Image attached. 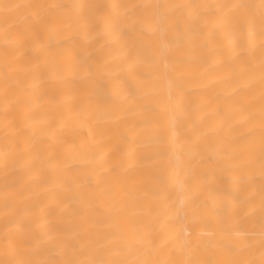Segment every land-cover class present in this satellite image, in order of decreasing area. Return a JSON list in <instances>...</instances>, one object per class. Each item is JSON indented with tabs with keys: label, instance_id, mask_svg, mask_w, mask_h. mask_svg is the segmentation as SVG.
<instances>
[{
	"label": "snow or ice",
	"instance_id": "obj_1",
	"mask_svg": "<svg viewBox=\"0 0 264 264\" xmlns=\"http://www.w3.org/2000/svg\"><path fill=\"white\" fill-rule=\"evenodd\" d=\"M22 12L28 15L20 22ZM0 13L5 25L0 34L4 45L0 122L6 130V161L18 157L20 167L28 173L46 176L51 171L53 175L48 179L56 195L75 197V182L55 175L58 158L41 160L24 139L29 130L17 123L19 120L20 125H26L38 118L35 107L40 99L35 106L28 102L35 85L27 81V75L21 78V67L25 73L29 65L42 69V83L71 78L103 87L101 82L119 81L118 73L134 72L143 65L148 71L137 73L134 92L131 86L128 95L120 87L113 88L111 94L105 88L103 100L97 102L108 105L105 119L112 123L124 121L131 110L129 96L135 97L140 111L155 114L149 121L153 125L150 132L156 138L157 156L164 162L154 178L155 187L144 194L152 201L146 210L141 209L148 220L126 215L129 192L117 204L108 203L112 197L110 185L119 183L120 178L100 175L96 185L99 193L90 205L103 200L104 214L113 220L108 227L115 230L83 239H57L53 228L45 230L35 216L22 210V193L16 186L5 184L0 207L5 246L0 264H264V190L257 202L252 180L257 169L264 177V0L215 4L5 3L0 4ZM109 34L125 39L117 55L83 57V45H99V51L110 42L106 39ZM54 40L59 49L55 52ZM153 42L155 50H151ZM29 53L31 58L25 61ZM194 81L204 88L224 84L233 94L243 89L251 99L221 114L211 110L206 98L191 99L189 89ZM69 98L73 101L70 111L80 118V128L96 119L88 112L85 98ZM43 99L46 103L66 104L63 95ZM65 126L67 121L58 125L61 129ZM236 128L246 129L239 144L235 138L227 139ZM8 129L12 130L11 138ZM210 137L215 142H209ZM89 138L101 144L91 133ZM136 140V135L120 137L122 145L135 144ZM180 150L186 151L189 159L182 167L170 169L168 154ZM66 151L88 153L91 148L87 142L79 146L72 142ZM96 155L103 159L99 153ZM121 155L131 156V152ZM204 163L212 165L210 172L198 171L197 165ZM112 171L104 169L106 173ZM218 184L235 186L238 195L228 202H218L214 198L220 195ZM177 185L186 191L179 202L171 195ZM257 212L259 225L253 222ZM121 222L124 231L120 230ZM176 223L190 225V230H178ZM212 223L216 225L214 230ZM47 246L67 258H38ZM257 250L259 260L255 258Z\"/></svg>",
	"mask_w": 264,
	"mask_h": 264
},
{
	"label": "bare ground",
	"instance_id": "obj_2",
	"mask_svg": "<svg viewBox=\"0 0 264 264\" xmlns=\"http://www.w3.org/2000/svg\"><path fill=\"white\" fill-rule=\"evenodd\" d=\"M91 3V4H115V3H224L227 0H0V4L5 3H25V4H48V3ZM258 2V0H256ZM27 12H22L18 16V20L23 22ZM5 27L3 14L0 13V34ZM183 25H181V32ZM106 39L110 42L106 43L103 49L97 51L99 45L85 44V51L82 53L84 58L89 54L96 56H115L121 51L125 39H119L117 36L109 34ZM128 40L131 39L129 36ZM62 42V41H61ZM52 51H58L57 41L52 42ZM3 40L0 38V73L3 72L2 49ZM156 43L153 42L152 49L155 50ZM256 56H259V50H256ZM31 53L25 58V61L31 58ZM247 57V53L244 54ZM53 57L51 53L48 56V61L51 63ZM25 61H22V65ZM43 63V57L41 58ZM148 69L143 65H138L134 72L123 71L117 75L119 81H103V87L93 85L91 83H82L73 81L71 78L63 82H41L42 69H35L29 65V71L25 73L22 66L19 75L24 78L27 75V81L35 85L31 97L27 98L28 102L35 107L37 119L27 121L26 125H20L21 129L27 127L28 134L24 137L28 141V146L34 154H38L41 160H48L50 157H57L58 164L55 175H61L74 181L76 195L73 198L58 196L48 177L52 176L51 171L46 176L38 175L36 172L28 173L20 167L18 157H10L5 160L3 146L5 143V128L0 122V207L3 204V190L5 184L15 185L16 189L22 193L21 208L24 211L32 214L37 218L40 225L44 229L53 228L54 235L57 239L73 238L83 239L89 235L103 233L105 231H114L115 228H109L113 224L110 216L104 214L105 203L102 200L100 203L90 205V201L94 195H98L97 181L100 175H111L119 177L120 182H113L112 197L108 203L117 204L124 197L125 192L131 193V196L126 199L127 213L129 217H136L141 220H148L141 214V209H147L152 203L146 199L144 194L150 192L155 187L154 178L159 174L160 168L164 166L157 156L156 138L150 132L153 126L149 123L154 119L153 113L142 112L135 101L134 96H129V106L131 110L126 114L124 121L120 123H112L105 119L109 107L105 103H98V100H103L105 96V88L108 94L115 87L123 89L125 95H128L129 86L133 92L138 83L137 73H147ZM204 83H207L205 81ZM165 85L161 84V89H165ZM191 99L199 101L201 98H206L211 105V110H218L221 114L230 111L235 107H239L248 103L251 99V94L243 89L236 93H232V89L224 84H214L211 87L204 88L200 82L194 81L189 89ZM53 95H63L66 104L57 105L46 103L44 97H52ZM258 95V91L256 92ZM85 98V106L88 112L96 117L95 120H90L83 128H80V118L75 112L70 111L73 106V101L69 97ZM71 116V120L68 117ZM239 119V117H237ZM47 121L48 123H45ZM67 121V126L63 129L58 127L60 123ZM50 124L57 125L53 128ZM9 137L12 136V130L8 129ZM101 132H106L101 135ZM228 132L225 125L224 133ZM244 128H236L227 139L232 141L235 138L236 144L241 142ZM90 133L101 141L97 144L95 140L89 138ZM122 135H136L137 140L132 145H122L120 137ZM171 135V133H169ZM67 142V143H65ZM74 142L77 146L87 142L91 148V152L81 153L78 151H66L69 145ZM209 142H215L214 137L209 138ZM119 148V151L110 149ZM131 152V156H122L121 152ZM97 153L103 156V159L97 158ZM205 155L210 157L206 151ZM189 159L186 151H174L168 154L167 166L171 169L174 166H183V163ZM199 159V157H197ZM115 166V167H113ZM113 168L111 173L104 172V169ZM212 165L210 163L198 164L197 169L201 172H210ZM253 187L256 191L257 202L259 195L264 190V177H261L257 169L253 175ZM220 195L214 198L218 202H228L238 195L235 186L230 184L216 185ZM172 199L179 202L186 195L184 188L179 185L175 186L171 192ZM205 196L208 193L204 194ZM253 222L257 225L261 222L259 213L253 217ZM3 215L0 212V259L4 258L3 240ZM35 226V225H34ZM158 225H153L157 227ZM212 229L216 228L215 223H212ZM120 230H126L123 222L119 225ZM178 230H190V225H181L176 223ZM69 256L71 253L68 254ZM40 259L59 260L62 257L58 255L51 246L45 247L39 257ZM255 258L259 260V251L255 252Z\"/></svg>",
	"mask_w": 264,
	"mask_h": 264
}]
</instances>
